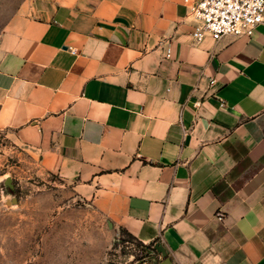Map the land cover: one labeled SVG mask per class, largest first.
<instances>
[{
    "label": "crops",
    "instance_id": "0c3cea01",
    "mask_svg": "<svg viewBox=\"0 0 264 264\" xmlns=\"http://www.w3.org/2000/svg\"><path fill=\"white\" fill-rule=\"evenodd\" d=\"M196 1L25 0L0 127L175 264H264V22L195 41Z\"/></svg>",
    "mask_w": 264,
    "mask_h": 264
},
{
    "label": "rangeland",
    "instance_id": "374dc122",
    "mask_svg": "<svg viewBox=\"0 0 264 264\" xmlns=\"http://www.w3.org/2000/svg\"><path fill=\"white\" fill-rule=\"evenodd\" d=\"M24 1L0 0V40ZM127 240L0 127V264H175Z\"/></svg>",
    "mask_w": 264,
    "mask_h": 264
},
{
    "label": "built area",
    "instance_id": "2783aa9c",
    "mask_svg": "<svg viewBox=\"0 0 264 264\" xmlns=\"http://www.w3.org/2000/svg\"><path fill=\"white\" fill-rule=\"evenodd\" d=\"M191 13L196 22L192 31L195 41L207 35L214 40L251 35L264 22V0H197L191 6ZM171 55L169 48L165 57Z\"/></svg>",
    "mask_w": 264,
    "mask_h": 264
},
{
    "label": "trees",
    "instance_id": "16d2710c",
    "mask_svg": "<svg viewBox=\"0 0 264 264\" xmlns=\"http://www.w3.org/2000/svg\"><path fill=\"white\" fill-rule=\"evenodd\" d=\"M122 231L128 236L127 242L133 243L141 249H152L154 251L156 250L155 249V242L150 243V244H144L143 242H141L139 239H137L135 236H133L128 231H126V230H122ZM110 264H118V263H110Z\"/></svg>",
    "mask_w": 264,
    "mask_h": 264
},
{
    "label": "water",
    "instance_id": "95a60500",
    "mask_svg": "<svg viewBox=\"0 0 264 264\" xmlns=\"http://www.w3.org/2000/svg\"><path fill=\"white\" fill-rule=\"evenodd\" d=\"M155 248H156L158 251L163 252L164 255L167 254L166 249H165L161 244H159V243H158V244H155Z\"/></svg>",
    "mask_w": 264,
    "mask_h": 264
}]
</instances>
